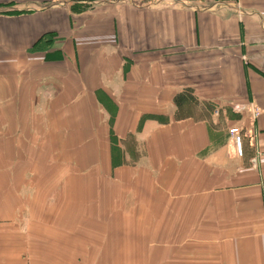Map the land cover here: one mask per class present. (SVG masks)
<instances>
[{"label":"crops","instance_id":"1","mask_svg":"<svg viewBox=\"0 0 264 264\" xmlns=\"http://www.w3.org/2000/svg\"><path fill=\"white\" fill-rule=\"evenodd\" d=\"M1 66L49 114L70 108L69 129L90 106L126 171L153 170L158 239L140 264H264V0H0Z\"/></svg>","mask_w":264,"mask_h":264},{"label":"rangeland","instance_id":"2","mask_svg":"<svg viewBox=\"0 0 264 264\" xmlns=\"http://www.w3.org/2000/svg\"><path fill=\"white\" fill-rule=\"evenodd\" d=\"M18 72L0 67L3 257L48 264L58 253L61 264H140L139 247L154 254L158 239L153 170L126 171L114 131L94 129L99 115L90 106L77 116L83 129H69L71 109L49 114L52 107L34 98L37 84Z\"/></svg>","mask_w":264,"mask_h":264},{"label":"built area","instance_id":"3","mask_svg":"<svg viewBox=\"0 0 264 264\" xmlns=\"http://www.w3.org/2000/svg\"><path fill=\"white\" fill-rule=\"evenodd\" d=\"M248 111L251 113L252 118H256L259 115V109L253 106L252 104L249 105ZM228 133H229L230 138L233 141V147H234L237 157H242V151H243L242 136L240 134L239 128L235 126H231L228 129Z\"/></svg>","mask_w":264,"mask_h":264}]
</instances>
